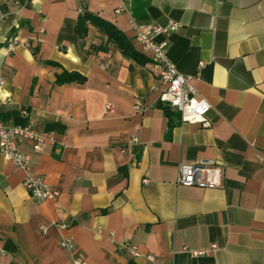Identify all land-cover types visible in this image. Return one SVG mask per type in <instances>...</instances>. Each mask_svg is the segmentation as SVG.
<instances>
[{
	"label": "crops",
	"instance_id": "0c3cea01",
	"mask_svg": "<svg viewBox=\"0 0 264 264\" xmlns=\"http://www.w3.org/2000/svg\"><path fill=\"white\" fill-rule=\"evenodd\" d=\"M84 5L147 62L93 25L80 38L78 0H0V114L54 131L39 151L28 140L19 148L56 193L34 199L26 172L0 154V264H73L63 237L84 264H264V0ZM170 20L179 28L167 56L210 103L207 125L175 111L169 123L159 106L164 85L132 23ZM12 36L28 45L9 51ZM64 70L84 80L56 83ZM202 160L221 168L220 187L177 183L180 164Z\"/></svg>",
	"mask_w": 264,
	"mask_h": 264
},
{
	"label": "built area",
	"instance_id": "2783aa9c",
	"mask_svg": "<svg viewBox=\"0 0 264 264\" xmlns=\"http://www.w3.org/2000/svg\"><path fill=\"white\" fill-rule=\"evenodd\" d=\"M80 3L84 0H78ZM120 5L115 9L116 13L125 10V3L128 0H119ZM133 30L136 33V40L143 46L145 51L150 52V57L157 69L158 78L164 85L160 95L159 102L167 105L172 111L179 113L180 120L187 123H200L207 125L206 115L211 105L203 96H201L190 82V78L180 73L174 63L167 56L168 36L177 31L179 24L170 20L164 26L162 25H136L132 23ZM162 35L159 41L155 36ZM28 43L20 42L15 36L9 37L6 41V47L12 51L17 46H27ZM202 65V62L199 63ZM2 79L0 78V83ZM111 109V104L106 105ZM22 114L26 111L22 110ZM28 140L34 151H39L41 145L45 143H54V131L38 130L28 123H13L8 119L0 117V154L5 159L10 160L17 168L23 169L26 176L22 181L26 191L37 201L54 196L56 193L44 181L40 175L29 173V157L19 148V142ZM147 179H144L146 182ZM222 171L221 168L207 160L192 163H182L179 165L177 183L183 186H196L200 188H216L221 186ZM64 227V223H58ZM127 244V243H126ZM62 249H70L72 253L73 264H84L80 251L76 248L74 242L63 237L59 243ZM132 255H139L136 247L129 245ZM203 251L194 252L201 254ZM153 259V257H149Z\"/></svg>",
	"mask_w": 264,
	"mask_h": 264
},
{
	"label": "trees",
	"instance_id": "16d2710c",
	"mask_svg": "<svg viewBox=\"0 0 264 264\" xmlns=\"http://www.w3.org/2000/svg\"><path fill=\"white\" fill-rule=\"evenodd\" d=\"M89 24L93 25L101 33H103L107 37V42L112 43L124 56L129 57L140 64H145L147 62L148 59L134 49L130 41L127 39V37L124 35V33L121 30H119L111 22L88 11L83 1L80 3V13L74 27L75 33L80 38L84 37L87 34ZM97 49H104V46L101 45L97 47ZM48 63L55 64L52 61H48ZM83 80L84 77L80 75L78 72L65 71V70L60 74L56 75V79H55L56 83L58 84L70 82V81L82 82ZM159 106L163 109L165 115L169 118V123H170L172 121L171 114L174 111H172L167 105L161 102L159 103ZM0 116L4 119L12 117L15 122L22 121L19 120L18 113L15 111H10L4 114H0Z\"/></svg>",
	"mask_w": 264,
	"mask_h": 264
}]
</instances>
